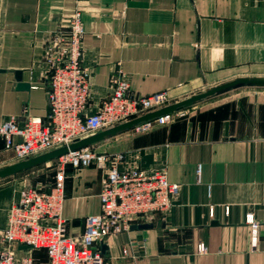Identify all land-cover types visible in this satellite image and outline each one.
I'll return each mask as SVG.
<instances>
[{"label": "crops", "instance_id": "obj_1", "mask_svg": "<svg viewBox=\"0 0 264 264\" xmlns=\"http://www.w3.org/2000/svg\"><path fill=\"white\" fill-rule=\"evenodd\" d=\"M75 10L85 29L81 63L90 70L86 114L112 92L117 66L134 95L166 91L172 102L238 77H264V0H0V122L45 119L46 44ZM17 70L29 89L16 88ZM89 146L123 154L121 170L165 168L180 185L164 215L134 223L150 226L104 238L108 264H264V87L204 98L167 123ZM13 162L0 138V166ZM65 173L62 216L76 236L85 217L100 211L104 170L67 165ZM13 176L0 179V235L24 187ZM248 212L260 222L255 248ZM33 254L46 262L43 250Z\"/></svg>", "mask_w": 264, "mask_h": 264}, {"label": "built area", "instance_id": "obj_2", "mask_svg": "<svg viewBox=\"0 0 264 264\" xmlns=\"http://www.w3.org/2000/svg\"><path fill=\"white\" fill-rule=\"evenodd\" d=\"M84 34L81 12L75 10L66 29L54 32L48 39L45 119L29 115L19 123L16 115H10L0 122V138L4 147L13 151L15 162L172 103L166 91L134 95L127 74L117 66L112 92L96 111L86 114L90 70L81 63ZM178 113L182 110L142 122L132 130L147 131L155 124L167 123ZM122 160L121 153L96 152L90 146L68 150L56 158L53 183L44 189L24 187L12 202L0 235V264H38L32 256L35 250L45 252V264H108L101 250L104 238L127 231L134 223H149L164 215L180 192V185L168 180L165 168L121 170L117 163ZM67 165L74 169L95 166L104 170L98 195L100 211L85 217L84 229L76 236L69 235L62 216ZM209 212L212 215V207ZM245 221L249 225L251 247L255 248L260 222L251 212L246 213ZM17 250L25 254L17 257ZM205 251L204 243H198L197 252Z\"/></svg>", "mask_w": 264, "mask_h": 264}, {"label": "water", "instance_id": "obj_3", "mask_svg": "<svg viewBox=\"0 0 264 264\" xmlns=\"http://www.w3.org/2000/svg\"><path fill=\"white\" fill-rule=\"evenodd\" d=\"M14 77L16 80V88L19 90H27L30 88V84L28 82H24L22 80V72L17 70L14 72ZM243 86H250V87H264V77H238L226 82H223L221 84L212 86L210 88H207L205 90L196 92L188 97L182 98L180 100H177L175 102H172L166 106H163L161 108H158L156 110L147 112L143 115L137 116L135 118H132L130 120L116 123L108 128H105L103 130L91 133L89 135L83 136L73 142H71L68 145H64L46 152H43L41 154H38L36 156H32L27 159L19 160L16 162H13L11 164H6L3 166H0V179L13 176L15 174H18L20 172L26 171L28 169H31L35 166L41 165L43 163H46L51 160H55L59 156L66 153L68 150H74L78 148H82L85 146H89L95 142L101 141L105 138L114 136L116 134H119L121 132L127 131L135 127L136 125L148 121L153 120L159 116L170 114L174 112L181 111L189 106H192L196 104L198 101L222 94L226 91H229L231 89L243 87ZM150 226L149 224H134L131 226V228H146ZM21 248H26L27 246H20ZM106 246L104 244L101 245L102 251Z\"/></svg>", "mask_w": 264, "mask_h": 264}, {"label": "rangeland", "instance_id": "obj_4", "mask_svg": "<svg viewBox=\"0 0 264 264\" xmlns=\"http://www.w3.org/2000/svg\"><path fill=\"white\" fill-rule=\"evenodd\" d=\"M55 164V160H51L26 171L20 172L13 177L19 178L23 182L24 187L44 189L53 183ZM34 252L35 251H33V253ZM33 253L32 256L37 260L38 264H45L39 263V258H37V256Z\"/></svg>", "mask_w": 264, "mask_h": 264}]
</instances>
